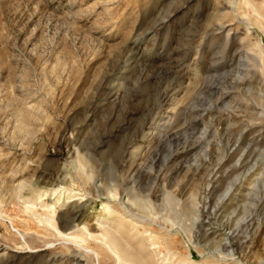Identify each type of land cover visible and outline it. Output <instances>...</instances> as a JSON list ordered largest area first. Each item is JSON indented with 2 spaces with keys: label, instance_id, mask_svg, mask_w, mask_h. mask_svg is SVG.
I'll use <instances>...</instances> for the list:
<instances>
[{
  "label": "rangeland",
  "instance_id": "rangeland-1",
  "mask_svg": "<svg viewBox=\"0 0 264 264\" xmlns=\"http://www.w3.org/2000/svg\"><path fill=\"white\" fill-rule=\"evenodd\" d=\"M0 264H264V0H0Z\"/></svg>",
  "mask_w": 264,
  "mask_h": 264
}]
</instances>
